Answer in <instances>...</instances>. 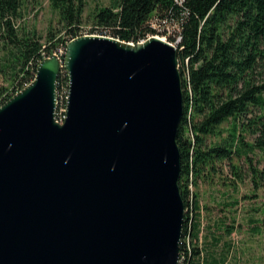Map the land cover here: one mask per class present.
<instances>
[{"label":"water","instance_id":"95a60500","mask_svg":"<svg viewBox=\"0 0 264 264\" xmlns=\"http://www.w3.org/2000/svg\"><path fill=\"white\" fill-rule=\"evenodd\" d=\"M184 113L178 47L157 35L42 59L0 106V264H180Z\"/></svg>","mask_w":264,"mask_h":264},{"label":"trees","instance_id":"16d2710c","mask_svg":"<svg viewBox=\"0 0 264 264\" xmlns=\"http://www.w3.org/2000/svg\"><path fill=\"white\" fill-rule=\"evenodd\" d=\"M27 1L0 0V40L21 84L1 105L33 81L44 54L83 34L86 0H49L62 24L57 40L52 34L43 42L36 31L20 33L17 23ZM92 18L91 34L128 42L161 34L178 47L185 103L178 135L179 183L186 205L180 264H195L201 250L186 241H198L202 218L191 184L208 169L216 170V161H229L239 175L234 157L247 159L254 183L264 174L250 156L256 149L264 152V0H115L97 7ZM68 81L62 70L58 88L67 87ZM225 122L228 135L208 142L213 135L221 136Z\"/></svg>","mask_w":264,"mask_h":264},{"label":"rangeland","instance_id":"374dc122","mask_svg":"<svg viewBox=\"0 0 264 264\" xmlns=\"http://www.w3.org/2000/svg\"><path fill=\"white\" fill-rule=\"evenodd\" d=\"M114 1L86 0L81 28L83 34H91L89 32L94 28L92 16L96 8L112 5ZM22 14L17 23L20 33L36 31L43 37V42L48 35H55L54 40H57L63 34L59 15L49 0H28ZM156 35L168 40L161 34ZM60 47L51 54L59 51ZM8 55V49L0 40V106L15 88L21 86L20 79L15 80L14 69L9 66ZM63 91L59 90L62 95L60 110L66 108L67 103ZM229 127L228 122L222 124L221 136L213 135L208 142L226 137ZM248 139L251 138L248 136ZM250 156L254 166L263 171L264 152L256 149ZM232 163L238 166L239 175L234 173L229 161H216V170L208 169L197 184L190 186L191 191L198 194L202 218L198 241L191 238L186 241L189 247L194 244L201 250L195 264H264V174H258L254 183L255 174L246 158L234 157Z\"/></svg>","mask_w":264,"mask_h":264},{"label":"built area","instance_id":"2783aa9c","mask_svg":"<svg viewBox=\"0 0 264 264\" xmlns=\"http://www.w3.org/2000/svg\"><path fill=\"white\" fill-rule=\"evenodd\" d=\"M181 1V0H180ZM83 35H85V34H83ZM100 35H103V34H100ZM109 36V35H108ZM146 39H141L140 41H138V42H143V41H145ZM67 46V45H66ZM66 46H62V47H60V50L59 51H55L53 54H56V55H58L61 59L63 58V56H64V54H65V51H66ZM52 54H49V55H47V54H44V56H43V59L44 58H47V57H50ZM61 89H64V91L62 92V94L63 93H66V99L68 98V94H69V81H68V85H67V87H63V88H61ZM59 88H58V108H57V113H56V119H57V121H59V122H61V123H63L64 122V119H65V117H66V113H65V111H66V108L64 107L62 110H60V99L62 98V95L59 93ZM67 104V103H66ZM60 111V112H59ZM180 261H181V259H180Z\"/></svg>","mask_w":264,"mask_h":264}]
</instances>
